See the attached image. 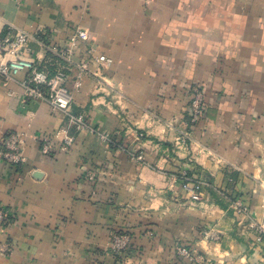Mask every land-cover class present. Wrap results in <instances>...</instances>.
I'll list each match as a JSON object with an SVG mask.
<instances>
[{
	"label": "crops",
	"instance_id": "obj_1",
	"mask_svg": "<svg viewBox=\"0 0 264 264\" xmlns=\"http://www.w3.org/2000/svg\"><path fill=\"white\" fill-rule=\"evenodd\" d=\"M7 28L57 46L85 30L75 59L112 62L79 87L76 68L69 71L73 109L123 146L134 144L135 130L147 140L144 162L132 160L47 101L26 97V71L0 76V146L19 132L24 158L16 167L0 160V206L11 214L0 242L13 244L0 264H91L119 228L132 234L134 264H174L180 242H197L206 264H264L250 228L264 219V0H0V37ZM27 47L32 59H53L35 37ZM193 85L204 115L187 149L176 148L171 123L183 127ZM60 129L72 144L55 138L43 153L42 138ZM180 167L210 182L202 202L172 178ZM230 194L247 217L233 212ZM207 226L218 240L201 239Z\"/></svg>",
	"mask_w": 264,
	"mask_h": 264
},
{
	"label": "built area",
	"instance_id": "obj_2",
	"mask_svg": "<svg viewBox=\"0 0 264 264\" xmlns=\"http://www.w3.org/2000/svg\"><path fill=\"white\" fill-rule=\"evenodd\" d=\"M31 37L37 38L46 48L47 52L52 55L53 59L50 64L53 65V70L50 71L46 64L28 57L27 43ZM86 40V32L82 28H77L74 33L67 39L63 45H52L49 37H42L36 34L32 36L27 31L20 28H7L0 37V76L4 80H13L21 71H26V77L22 80L25 96L28 98L41 99L47 101L53 109L61 111L67 115L78 130H87V132L98 136L103 141H108L110 136L94 128L87 123V116L82 111H75L72 107V92L67 87V79L69 71L76 68L74 74V84L79 87L83 78L88 73L97 74L101 66L109 65L111 58L99 54L88 58L75 59L76 47L78 40ZM94 65V69L91 68ZM204 95L199 85H193L190 91V99L186 107L188 116L187 127L174 137L177 145H185L190 139L191 128L204 115ZM61 137L64 147L70 146L73 142V137L66 133L64 129L57 130L50 136L42 138V152L49 153L52 149V140ZM21 135L19 132L7 133L0 146V160H3L11 166H17L24 160L21 151ZM132 159L142 161L144 159L143 152L136 147L129 150ZM95 172L87 171L85 177L93 179ZM205 182L202 180L183 178L181 189L191 195L194 199H200V193L203 191ZM202 194V193H201ZM232 209L236 215L248 214L249 208L243 205L241 200L237 199L232 205ZM11 224V214L7 209L0 206V226L8 227ZM251 225L254 223L251 222ZM256 240L264 242V226H259L257 229ZM216 239L214 234H208L207 237ZM131 236L127 234L112 233L111 243L113 249L125 250L130 246ZM13 250V244L5 239L0 242V253L8 255ZM180 253L186 254L190 249L185 246L178 248Z\"/></svg>",
	"mask_w": 264,
	"mask_h": 264
},
{
	"label": "rangeland",
	"instance_id": "obj_3",
	"mask_svg": "<svg viewBox=\"0 0 264 264\" xmlns=\"http://www.w3.org/2000/svg\"><path fill=\"white\" fill-rule=\"evenodd\" d=\"M52 70H53V68H51L50 71H52ZM187 119H188V116H187V113H186V110H185V115L183 116V121L179 122V123L183 124L182 125L183 127L180 128L179 124H178V126L174 127L173 123H171V129L174 131V134H173L174 137H176L182 130L183 131L185 130V128L187 127ZM87 123L89 125H91V123L89 122L88 118H87ZM197 123L194 124L191 128H189L191 130L190 139L185 143V145H183V146L182 145H177L175 143L174 138H173V147L181 148V149H187L188 144H189V142L192 139V133H193ZM91 126H93V125H91ZM93 127L98 129L101 132L108 133L110 138H109V140L107 142L106 141H104V142L107 143L108 145H111V146H114V147H121V148L123 147L126 150V152L128 153L130 158H131V156L129 154V150L132 149L133 147H136L137 149H139V150H141L143 152L142 148H143L144 142L147 140V138H146V135L144 134V132H142L141 130H135V132H134L135 142H134V144L132 146H123L115 138L114 135H112L109 132H106L104 130H101V129L95 127V126H93ZM132 160H134V159H132ZM135 161H137V160H135ZM137 162H144V159L142 161H137ZM188 170L189 169H187V168L180 167V168H178V170H175V171L171 172V173H173V174H171L172 178L174 180L179 181L180 185L182 183V179L185 178V177L191 178L193 180L194 179L202 180L206 184L204 187L208 186L207 188H209L210 182L205 177H202L199 174H198L197 177L191 176V175L188 174V172H187ZM92 172H94V171H92ZM185 193L187 194V192H185ZM201 193H200V195H201L200 199H194V198L191 197L190 194L189 195L187 194L188 195V199L190 201H193V202H202L204 200V191H202ZM225 193H226V191H225ZM228 199H229L231 208H232V205H233L234 201L237 200V199L241 200V202L243 203L242 199L239 198L237 195L231 196V194H230V195H228ZM243 205H245V204H243ZM241 215H243L244 217L248 216V214H245V213L244 214H238L237 216H241ZM262 225L264 226V219L262 221H260V222H254L253 225H250L251 226L250 228L252 229V232H253L254 242L264 248V242L262 243V242H258L256 240V236H257V230L256 229L259 226H262ZM208 229L209 228L207 226V228L201 230V239L207 240L209 242L210 241L213 242L212 240H218L219 239V235H217L216 233H214L210 229L209 230ZM114 232H115V234H119V235L120 234L130 235L131 239H132L131 232L129 230H127L126 228H119V229L115 230ZM212 233L214 234L216 239H213L210 236L207 237L208 234H212ZM182 246H185L186 248L190 249V251H188L186 254L180 253L178 248L182 247ZM173 249H174V253H175L174 264H190L189 261L193 262L194 264H206L205 261H207V258H206L207 256H206L205 252L202 250V248L197 246V242H194V243L193 242L192 243L180 242ZM135 250L136 249L134 248V246L132 244V240H131L130 246H127V248L125 250H123V251L122 250L113 249L112 246H110L109 247V251L101 253L100 256L98 255L99 257L95 256L94 261L91 264H134L133 260H135V258H137ZM106 254L107 255L109 254V256L111 257L110 258V263H108V261L106 262V261H104V259H102V257L104 255H106ZM198 260H200V261H198Z\"/></svg>",
	"mask_w": 264,
	"mask_h": 264
},
{
	"label": "trees",
	"instance_id": "obj_4",
	"mask_svg": "<svg viewBox=\"0 0 264 264\" xmlns=\"http://www.w3.org/2000/svg\"><path fill=\"white\" fill-rule=\"evenodd\" d=\"M42 37L44 38V36H42ZM48 55H49V53H48ZM50 56H51V55H50ZM51 57H53V56H51ZM46 66H47V68L50 69V70H51V68L54 67L53 65H50V64H47ZM187 172H188V174L191 175V176H194V177H197V176H198V173H197V172L195 173V172L192 171V170H188ZM219 203H220V202H219ZM189 263H190V264H194V263L191 262V261H189Z\"/></svg>",
	"mask_w": 264,
	"mask_h": 264
}]
</instances>
